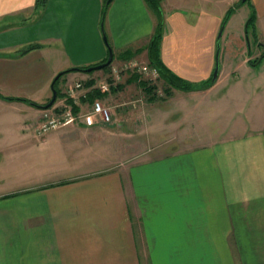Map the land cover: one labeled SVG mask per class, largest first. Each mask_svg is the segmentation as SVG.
<instances>
[{
    "label": "crops",
    "instance_id": "1",
    "mask_svg": "<svg viewBox=\"0 0 264 264\" xmlns=\"http://www.w3.org/2000/svg\"><path fill=\"white\" fill-rule=\"evenodd\" d=\"M37 1L0 0V264H264V57L251 64L264 52V0L244 2L257 16L254 52L248 41L230 58L228 41L209 88L165 96L159 79L152 97L141 85L148 78L128 71L101 97L130 103L115 105L112 123L84 116L43 135L39 105L51 100L57 74L77 71L59 87L66 94L83 82L77 112L87 113V96L110 68H74L108 56L104 35L112 64H149L147 49L124 52L147 46L157 21L146 0L108 2L106 27V0ZM235 4L176 5L166 17L164 64L188 82L213 78L218 33ZM56 100L47 109L73 108L66 95ZM143 118L184 147L123 145V126L134 132Z\"/></svg>",
    "mask_w": 264,
    "mask_h": 264
},
{
    "label": "rangeland",
    "instance_id": "2",
    "mask_svg": "<svg viewBox=\"0 0 264 264\" xmlns=\"http://www.w3.org/2000/svg\"><path fill=\"white\" fill-rule=\"evenodd\" d=\"M163 1L161 4V7H162L161 11L163 12V16H164V28H165L166 17L168 15V13L174 7H176V5H184L185 1H187V0H170V1H168L169 3H167V4H163ZM247 2L244 4V2H242V0H236V4L232 7H230L224 15V20H223V23H222L221 28L219 30V33L221 31H223V32H222L221 39H219V42H218V44H219L218 59L220 62V68L222 67V63H224V60H226L227 42L228 41H229V45L231 46V48L229 47V49L232 51V53L229 54L230 58H233L235 56L238 57V54L241 56L242 51H237V50L235 51L234 47L235 46L236 47L237 46H243V49L244 48L248 49V41L252 45V48H253L252 52H254V46L256 45V42H255L256 41V37H255L256 31H255L253 22L249 23V25H248V21L250 20L251 15L253 14V10L251 9L249 14H248V12L246 11L248 8ZM238 3L239 4L243 3L244 5L241 4L242 6L237 9L236 5H238ZM106 7H107V5L105 4V10H106ZM151 11L154 15L155 20L158 22L159 17L157 15V13L152 8H151ZM108 14H109V10L105 14L106 18L104 17V20L101 23L104 27H106V25H107ZM243 18H246V21H245V23L242 24ZM219 33H218V36H219ZM66 70H71V68L65 69L62 71H66ZM105 71H107V68L94 70L91 73L103 74L102 72H105ZM75 72H77V71H69L67 73H64L61 76V80H63V79L68 80L69 76H72V73H75ZM239 73H244V70L240 69ZM156 85L160 86L159 83H156ZM82 93H80V91L76 92L75 99L78 101L79 104H81V102H82L80 100V96L82 95ZM101 101L104 103V105L107 108L110 109L111 113H113V117H112V122H113V119H115V116H116L114 113L115 105L116 104L120 105L122 101L119 102V101L112 100L111 101L112 103H107L104 98L101 99ZM129 104L130 103L120 105L121 106L120 108L126 107ZM169 105H171V104H169ZM172 116H175V115H172ZM97 118H99V117H97ZM142 121L143 122L140 124V126H138L136 128V130L134 132H133V130L130 129L131 126H129L128 124L127 125L125 124V126H123V128L121 130L122 131L121 134H124V135L126 134L129 137V138L127 136L125 138L122 137V140L125 141V142H123V145H125L126 142H127V144L134 145V141L137 140V142H138L137 143V150L138 151H140L145 145L149 146V147H154L155 145H161L162 144L163 149H167V148H171V147H179V148L184 147L183 144H180L178 142V139L174 140V141H170V140H168V137L165 136V134H163V132L155 131V129L160 130L161 123L159 121H157L156 124H152V126H148V124H146V122L144 121V118L142 119ZM189 126L190 125H187L186 129H188ZM115 127H117V125H115ZM194 131H195V133H201L200 129L198 131H196V129H195ZM130 138H132V139H130ZM113 141L115 143H113L112 145L115 148V154H117L118 149H119L118 141H116L114 138H113ZM131 150H132V152H134L135 148L133 147ZM123 155H125V153H123Z\"/></svg>",
    "mask_w": 264,
    "mask_h": 264
},
{
    "label": "trees",
    "instance_id": "3",
    "mask_svg": "<svg viewBox=\"0 0 264 264\" xmlns=\"http://www.w3.org/2000/svg\"><path fill=\"white\" fill-rule=\"evenodd\" d=\"M146 1H147L148 5L157 13V15L159 17L158 22L156 23L155 30H154L151 38H150V41H149L148 45L143 47V48H141V49L138 48L136 50H127V51H125L124 54L127 55L126 57H131V55H135L136 53L147 49L148 50V57H149V64L151 66H154L155 68L158 69L159 74H160V78L159 79H161L164 82V84L166 85L165 96H168L171 93L172 89H181V90H185V91H190V90H195V89L196 90L206 89V88H209L210 86H212V84L214 83L212 78H210L209 80H206L204 82H201V83L188 82V81L184 80L183 78L177 76L174 72H172L164 64V62H163V60L161 58V42H162V38H163V34H164V16H163V12L161 11L162 10L161 4H162L163 0H146ZM37 2H38V5H42L43 6L44 3H45V0H38ZM105 4L107 6L109 5L107 0L105 1ZM106 9H107V7H106ZM105 14H106V10H105V7H104L102 21L104 20V17H105L104 15ZM256 18H257L256 12L253 11V14L251 15V18L248 21V25L251 22H253V24H255ZM36 47H38V46H30V47L27 48V50L33 49V48H36ZM263 57H264V52L262 53L261 57L256 58L255 60L251 61V64L253 66H255L257 63H259L262 60ZM107 59H108V56L104 60H102L101 62L93 64V65H97V64L103 63V62L107 61ZM113 61H114V59H113ZM93 65H90V66H93ZM90 66H83V67H80V68L83 69V68H87V67H90ZM106 68H107V71H108L109 68H110V65L108 67H106ZM81 69H79V70L83 71ZM69 71H72V70L63 71L62 75L64 73L69 72ZM132 77H135V76H132ZM60 81H61V77L58 78L56 80V82H55V88L57 89V92H58L57 99H59L60 97L66 95V103L73 104V108L77 112L78 108H79V104H76L74 102V99L72 97H69L67 95V93L65 94V93L62 92V90L59 87V82ZM93 84H94V80H91L89 85H93ZM141 85L146 91L148 90L150 92V94L151 93L153 94L152 97L156 96V94H155V87H157L156 84L151 83V82H149L147 80H141ZM120 86H121V84L116 86V88L113 87L112 90L113 89L116 90V89L120 88ZM90 93L91 94L89 96H87V100H90L91 102H94V100L96 98H101L102 95L106 94V93L100 92V90L98 88H93L92 92H90ZM2 97L6 98L8 100L15 99L13 97H5V96H2ZM22 100L27 101V102H29L31 104L37 105L35 102H32L30 100H27V99H22Z\"/></svg>",
    "mask_w": 264,
    "mask_h": 264
},
{
    "label": "built area",
    "instance_id": "4",
    "mask_svg": "<svg viewBox=\"0 0 264 264\" xmlns=\"http://www.w3.org/2000/svg\"><path fill=\"white\" fill-rule=\"evenodd\" d=\"M128 71L136 72L144 77H147L150 82H157L160 78L159 71L154 66H151L148 63H141L137 59H129L120 64L110 65L109 78L99 84L100 92L106 93L111 91L113 87L121 83L123 75ZM82 89H84L83 82L78 81L67 89V95L72 97L76 104H79L75 97L76 92ZM83 94L85 96V93ZM84 116L94 119L99 117L101 121L111 123L113 113H111L110 109L104 105L101 98H96L92 103L90 110L84 114L75 112L71 106H66L62 110L46 109L43 111L36 132L39 135H43L52 130L72 124Z\"/></svg>",
    "mask_w": 264,
    "mask_h": 264
},
{
    "label": "water",
    "instance_id": "5",
    "mask_svg": "<svg viewBox=\"0 0 264 264\" xmlns=\"http://www.w3.org/2000/svg\"><path fill=\"white\" fill-rule=\"evenodd\" d=\"M111 1L112 0H108V2H111ZM245 1L246 0H243V2H245ZM221 35H222V31L219 33V38L221 37ZM104 40H105L106 44L108 45V49H109V54H108L107 61H105L103 63H100V64H97V65H93V66L87 67V68H83V69H81L80 67H76L74 69L75 70L81 69V70L86 71V72H91L93 70L104 69V68L108 67L109 65H111L112 62H113V59H114V51H113V48L109 44L107 35H104ZM62 73H63V71L59 72L57 74V76L55 77L53 83H52L51 88H52L53 96H52L51 100L47 104L39 105V107L47 109V108L51 107L54 104V102L56 101V99L58 97V92H57V89L55 88V82H56V80L58 78L61 77ZM218 73H219V61H217L216 68H215V71H214V74H213V78H212V80L214 82L217 79Z\"/></svg>",
    "mask_w": 264,
    "mask_h": 264
}]
</instances>
